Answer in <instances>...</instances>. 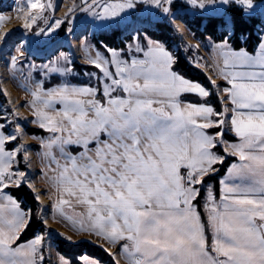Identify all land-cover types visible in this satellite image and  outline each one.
<instances>
[{"label": "snow or ice", "instance_id": "6c2138e0", "mask_svg": "<svg viewBox=\"0 0 264 264\" xmlns=\"http://www.w3.org/2000/svg\"><path fill=\"white\" fill-rule=\"evenodd\" d=\"M149 10L182 20L193 39L181 17L205 21L207 39L186 50L196 53L193 68L207 69L206 81L176 70L179 58L141 23L158 22ZM121 15L133 25L128 43L96 45L98 59L87 65L95 86H58L60 97L42 101L44 115L35 107L37 93L33 104L18 105L33 108L27 122L42 134L38 145L19 143L21 131L35 133L10 108L0 112V264H45L46 248L51 252L65 240L88 242L43 224L49 205H40L39 195L47 190L36 192L29 152L41 164L40 177L57 192L50 201L53 217L76 235L101 240L113 264H264V129L254 127L264 122V0H127L126 7L108 13ZM236 15L258 22L254 47L234 43ZM77 19L57 21L36 37L67 38ZM27 43L25 36L21 45ZM201 48L211 59L199 56ZM70 87L92 99L85 104L62 98ZM40 88L52 92L44 83ZM49 110L62 120L49 122ZM25 187L37 201L38 229L32 208L16 195ZM59 264L102 262L82 255L61 256Z\"/></svg>", "mask_w": 264, "mask_h": 264}, {"label": "rangeland", "instance_id": "374dc122", "mask_svg": "<svg viewBox=\"0 0 264 264\" xmlns=\"http://www.w3.org/2000/svg\"><path fill=\"white\" fill-rule=\"evenodd\" d=\"M0 2V8L3 9L0 11V14H2V17H0V108H10V111L14 114L13 118H20L22 121H25V128L28 132L35 133V137H33L21 131L22 138L19 143L35 146L40 143L39 137L42 134L35 123L27 122L33 116V108L28 106L19 107L18 105L22 101L33 104V93H37L39 100L36 101L35 107L38 115H44V104L42 101L45 99L55 100L60 97L63 93V88L60 87L59 91H57L58 86L64 84L75 86L80 82L95 86L96 79L93 69L87 67L88 64L98 59L97 49L91 40L98 33H110L114 30H120L123 33L119 37V40L125 42V37L130 36L129 29L133 25L128 24L127 19H124L123 15L109 18L108 13L120 11L121 4L126 7L127 0H16V3H13V0H0ZM105 6H107L108 11L102 14L101 9ZM181 7L182 5L177 3L176 8L179 9ZM59 9L64 10L65 13L62 14L63 16L61 15L62 17L55 18L57 15L60 16V12L56 15ZM138 11L139 9L131 13L133 18L138 17ZM148 14L153 19H157L158 22L165 20L170 28L171 39L169 45L171 46L173 54L174 52H180L191 65L190 61L196 53L195 51L188 53L186 46H195L198 39L192 38L191 33L186 29L182 20L172 19L171 15L166 19L160 16L158 12L151 13L150 10ZM177 15H180L179 12H177ZM186 16L191 18L190 15ZM72 17H78V19L73 26L74 31L72 35L67 38L64 37L63 33L55 34L50 40H45L43 36L36 37L38 30H47L53 27L57 21H65ZM141 23L143 25L147 24L145 26H148L147 29L154 28V24L149 21H142ZM68 26L67 23L64 24L65 28ZM122 27L125 29H122ZM10 29H15L16 31H12L7 39L4 40V33ZM28 29H31V31H28ZM25 36H27L28 43L22 46L21 41ZM181 36L183 37L182 40L180 38ZM133 48H135V45H133ZM178 48L179 51H177ZM199 56L208 59V53L203 48L200 49ZM13 57L15 58L14 60L12 59ZM10 60L12 61L11 65L5 63V61ZM25 60L27 64L21 66L20 62ZM73 62L75 67H72ZM101 63H105V61L101 59ZM197 70L208 78L209 73L207 69ZM53 73L55 75L49 80V76ZM214 80L217 83L219 82L216 77H214ZM41 83H44L46 87L52 90L51 94H45L41 90ZM7 84L11 86V89L13 88L11 92H7L4 89L3 85L6 86ZM69 93L75 95L71 87L68 89ZM68 94L63 95L62 98L67 99ZM220 95L223 98L222 92ZM224 103L227 104V101L225 100ZM52 111L49 110L48 113L49 122L51 120L61 121V114L55 111L53 113ZM0 112H2L1 109ZM27 158L31 168L35 170V175L32 179L35 181L37 194H40V190L44 189L40 177V162L34 152H29ZM46 174L49 173L46 172ZM35 202L37 203V201ZM39 203L40 205H49L43 224H46L49 229L54 230L56 233L69 236L58 228L49 227L50 223L48 221L50 220L49 214L51 206L46 193L39 195ZM79 240L81 239L72 237V241ZM65 242L70 241L65 240ZM87 243L105 251V245L103 243L98 244L90 241ZM112 250L114 251L115 249ZM56 254L60 255L54 246L51 252L46 248L44 252L45 264H55Z\"/></svg>", "mask_w": 264, "mask_h": 264}, {"label": "trees", "instance_id": "16d2710c", "mask_svg": "<svg viewBox=\"0 0 264 264\" xmlns=\"http://www.w3.org/2000/svg\"><path fill=\"white\" fill-rule=\"evenodd\" d=\"M1 7V6H0ZM3 9L0 8V11ZM191 28V30L195 33V39L201 40V39H207L205 35L208 33L205 31L204 23L201 18H190L189 16H182L181 17ZM220 23L218 20H214L212 22L213 25ZM235 23H236V34L234 36V43L239 44L240 46H245L248 48L254 47L257 37H258V22L254 20H247L241 18L239 15H236L235 17ZM149 32V34L155 38H159L165 41V43L171 48L169 45L171 34H170V28L165 22V20L161 22H157L154 24V28L151 29H145ZM122 31L120 30H114L110 33L101 32L98 33L96 37L92 38V43L96 47L97 44H99L100 41H104L110 46L119 48L123 44L128 42L129 36L125 37V42H121L119 40V37L122 35ZM216 35H219L217 32ZM97 49V48H96ZM179 58V63L177 65V71L183 74L184 76L188 77L189 79L194 80H201L206 81L207 78L204 76L203 73H201L199 70L193 68L181 55L180 52L175 53ZM229 139L231 136L229 135ZM15 191V189H13ZM16 195L24 202L26 206H30L32 208V215H33V228L38 229L42 227V224L38 218V213L36 209V202L33 199V196L29 193V191L26 188H22L19 192L16 193ZM31 235V233H29ZM55 250L62 256L75 259L82 255H88L90 258H95L100 260L103 264H113L112 258L107 254V252L101 250L100 248H97L93 245H90L89 243H79V244H73L70 242L63 241L59 244L53 245Z\"/></svg>", "mask_w": 264, "mask_h": 264}, {"label": "crops", "instance_id": "0c3cea01", "mask_svg": "<svg viewBox=\"0 0 264 264\" xmlns=\"http://www.w3.org/2000/svg\"><path fill=\"white\" fill-rule=\"evenodd\" d=\"M122 29H125L124 27H122ZM151 47L156 48L157 45L153 44ZM208 59H211V57H209L208 55ZM216 78L219 80V76H216ZM13 89V88H12ZM15 92V91H14ZM67 95V94H66ZM67 99H79L81 102L83 103H87L88 100L92 99L91 96L89 95H80V96H76V95H72L71 93L68 94ZM52 111V110H51ZM55 111V110H53ZM52 111V112H53ZM56 112V111H55ZM53 112V113H55ZM65 125L62 124V127H64ZM254 127L259 130V129H264V122H259V123H255ZM231 162V161H230ZM41 165V164H40ZM51 175V174H50ZM42 179V178H41ZM42 186L44 187L45 190H47L46 192V196L50 201H54L57 198V192L54 191V186L46 183L44 179H42L41 181ZM77 212L81 211L80 209H76ZM52 213V209L50 210V214H49V218L50 220L48 221V223H50L49 227H55L60 229L61 231H63L66 235L75 237V238H79L81 240H88L90 242L93 243H103L101 240L96 239L95 237H84V233H80V235H76L72 232V230L67 226L66 222L64 220H62L60 217H53ZM57 255V254H56ZM61 259L60 255H57L55 257V264H59ZM103 264V263H102ZM119 264H127V261L125 259H120L119 260Z\"/></svg>", "mask_w": 264, "mask_h": 264}, {"label": "bare ground", "instance_id": "6f19581e", "mask_svg": "<svg viewBox=\"0 0 264 264\" xmlns=\"http://www.w3.org/2000/svg\"><path fill=\"white\" fill-rule=\"evenodd\" d=\"M64 13V10H61L60 11V13H59V15L61 16L62 14ZM60 16H58L57 15V17H60ZM73 44H75V43H73ZM176 45V44H175ZM80 53V52H79ZM4 76H5V74H4ZM6 77V76H5ZM7 78V77H6ZM4 86V89L7 91V92H11L12 91V89H11V86L9 85V84H7L6 86L5 85H3Z\"/></svg>", "mask_w": 264, "mask_h": 264}, {"label": "built area", "instance_id": "2783aa9c", "mask_svg": "<svg viewBox=\"0 0 264 264\" xmlns=\"http://www.w3.org/2000/svg\"><path fill=\"white\" fill-rule=\"evenodd\" d=\"M0 3H1V2H0ZM61 9H62V8H61ZM61 9H59L58 11L56 10V11H57L56 15L60 12ZM64 13H65V12H64ZM62 16H63V15H62ZM62 16H60V17H62ZM66 16H67V15H66ZM60 17L55 16V18H60ZM26 49H27V47H26ZM31 50H32V49H31ZM27 51H29V50H27ZM0 109H1V111L3 112L5 108H3V109L0 108Z\"/></svg>", "mask_w": 264, "mask_h": 264}]
</instances>
